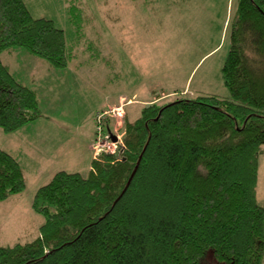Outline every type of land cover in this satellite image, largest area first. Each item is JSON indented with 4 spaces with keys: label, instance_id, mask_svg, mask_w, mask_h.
Masks as SVG:
<instances>
[{
    "label": "trees",
    "instance_id": "16d2710c",
    "mask_svg": "<svg viewBox=\"0 0 264 264\" xmlns=\"http://www.w3.org/2000/svg\"><path fill=\"white\" fill-rule=\"evenodd\" d=\"M65 2L74 45L86 43L92 60L114 63L88 40L79 0ZM229 29L221 68L228 95L160 103L163 95L154 92L134 120L125 112L121 138L109 112L95 121L93 136L111 142L112 133L116 150L93 152L87 174L63 169L39 184L31 206L45 221L29 242L0 244V264H210V251L216 264L263 263L257 189L264 152V0H239ZM15 48L53 69H66L75 58L53 20L34 18L24 0H0V132L8 135L49 119L37 92L2 59ZM24 147L39 153L29 141ZM24 192L22 161L2 145L0 204Z\"/></svg>",
    "mask_w": 264,
    "mask_h": 264
},
{
    "label": "rangeland",
    "instance_id": "374dc122",
    "mask_svg": "<svg viewBox=\"0 0 264 264\" xmlns=\"http://www.w3.org/2000/svg\"><path fill=\"white\" fill-rule=\"evenodd\" d=\"M38 1L43 2V16L52 18L65 32L75 58L66 69H53L23 48L2 55L14 78L37 92L40 110L49 118H41L39 123L44 125L42 131L46 137L39 141L29 136L24 139H27L25 144L30 139L36 142L40 148L38 154L26 150L16 135L0 132V146L9 145L22 161L29 187L27 193L0 204L1 236L12 241L1 239L0 244L6 246L24 244L38 235L45 218L32 210L31 198L39 184L48 182L53 172L63 169L88 173L96 150L93 143L85 149L86 138L92 127L95 129V121L108 112L115 119L113 133L121 138L126 115L123 110L129 111L134 120L143 104L152 101L154 92L158 97L164 96L160 103L201 95H228L221 68L230 49L229 25L239 0H79L88 18L84 26L88 40L97 44L105 57L111 55L112 64L92 60L86 43L74 45L76 35L62 5L64 0ZM221 39L220 49L210 53L209 49L213 50V44ZM118 77L122 80L119 87ZM124 92L136 102L132 105L117 102V96ZM108 98L117 103L102 110L101 115L97 110L104 108ZM82 109L89 113L84 115ZM75 110L80 112L79 116ZM53 123L58 126L49 129ZM66 126L69 129L64 133ZM96 137L93 136V141ZM70 143H77L75 149ZM37 160H41V166ZM257 191L258 201L264 206V152ZM207 262L217 263L212 251L207 254Z\"/></svg>",
    "mask_w": 264,
    "mask_h": 264
},
{
    "label": "crops",
    "instance_id": "0c3cea01",
    "mask_svg": "<svg viewBox=\"0 0 264 264\" xmlns=\"http://www.w3.org/2000/svg\"><path fill=\"white\" fill-rule=\"evenodd\" d=\"M24 2H25V4H26V6H27V8L29 9V11H30V13L32 14V16L34 17V18H46V19H52V18H50V17H45V16H43L44 14L42 13V6H43V2H41V1H38V0H24ZM64 7H65V10H66V12H67V7H66V2H65V0H64V4H62ZM54 21V20H53ZM224 29V28H223ZM223 33L225 34V30H223ZM223 36V35H222ZM222 43H223V39H221L220 41H219V43L218 44H213L214 45V49L213 50H211V48L209 49V51H210V53H213V52H215V51H217L218 49H220V47H221V45H222ZM109 57L110 58H112V56L111 55H109ZM113 59V58H112ZM117 75L119 76V72H118V70H117ZM121 78H119V83H118V87H119V85H120V83H121ZM20 82H23L24 83V81H20ZM148 92L146 91V94H147ZM136 97V94L133 96V98H135ZM113 98H114V96H113ZM117 98H118V101L117 102H119V100L120 101H124L125 102V104L124 105H132V104H134V102H136V100H132V99H128L127 98V95H126V93L124 92L123 94H119V96H117ZM117 102H114L113 100L111 101L109 98H108V100H107V102L104 104V108H100L99 110H97L98 112L99 111H102V110H104V109H106V108H109L110 106H114V104H116ZM76 111V113H77V116H79V114H80V112H78L77 110H75ZM97 111H95V112H97ZM81 112H84L83 114L84 115H86L87 113H89L87 110H85V109H82L81 110ZM94 112V113H95ZM125 112H126V110H125ZM93 112H92V116L94 117V114ZM71 114H73L74 115V111H73V113H71ZM64 121H68V122H72V123H76V122H78V120H72V121H70V120H64ZM41 121H38V123H32L31 125H29V126H26L24 129H22L20 132H18V133H16V134H13V135H16L17 137H18V142L19 143H21V144H24V145H26L25 144V141L27 140H24L25 139V137L26 136H29L30 138L32 137L33 138V140L34 141H39V139L40 138H44V137H46L44 134H43V131H42V129H43V127H44V125L42 124V125H39V123H40ZM58 125L57 124H52V127L51 128H49V129H55V127H57ZM68 126H66V128H65V132L64 133H66V130L67 129H69V128H67ZM31 129H33V132L31 131ZM79 130H80V128H79ZM93 130H94V128L92 127V131L90 132V133H88V135H87V138H86V142H85V149L87 148V150L89 149L88 147H89V145H90V142L92 141V139H93ZM75 134H76V132H75ZM74 134V137L73 138H75V135ZM69 137V139H70V137L71 136H68ZM54 138H57V137H54ZM20 139V140H19ZM33 140H28L29 141V145L30 146H32L35 150H37L38 152H40V148L38 147V145L36 144V142H34ZM7 141H9V140H7ZM69 141V140H68ZM81 142V141H80ZM5 145V148L6 149H10L11 150V153L12 154H14V156L17 158V156H16V154L13 152V150H12V148L9 146V145H7V144H4ZM70 145L72 146L73 145V143H70ZM77 146V143H74V145H73V148L75 149V147ZM25 149H26V147H24ZM63 149V146H61L60 145V150H62ZM56 154H59L58 152H55ZM59 156H60V154H59ZM18 159V158H17ZM54 160H55V158H54ZM37 163L39 164V166H41L42 164H41V160H37ZM55 172H53L52 174H51V177H52V175L54 174ZM39 177H40V175H39ZM42 184H44V182L42 183ZM41 184V185H42ZM28 189H29V187H28ZM37 189H38V187H36V191H37ZM36 191H34V192H32V193H35ZM17 196V195H16ZM3 204V203H2ZM34 237V236H33ZM36 237V236H35ZM6 240V241H8V242H12V241H10L9 240V238L7 237V238H3L2 236H1V227H0V240ZM27 239H29L28 237H27ZM33 238H30V240H32ZM26 241H29V240H26ZM7 242V243H8Z\"/></svg>",
    "mask_w": 264,
    "mask_h": 264
},
{
    "label": "built area",
    "instance_id": "2783aa9c",
    "mask_svg": "<svg viewBox=\"0 0 264 264\" xmlns=\"http://www.w3.org/2000/svg\"><path fill=\"white\" fill-rule=\"evenodd\" d=\"M100 131V129H99ZM94 148L96 150L95 154H100L103 150H107L109 152H114L116 150V143H113L112 141L109 142V137H106L105 139L99 138L97 141H95Z\"/></svg>",
    "mask_w": 264,
    "mask_h": 264
},
{
    "label": "water",
    "instance_id": "95a60500",
    "mask_svg": "<svg viewBox=\"0 0 264 264\" xmlns=\"http://www.w3.org/2000/svg\"><path fill=\"white\" fill-rule=\"evenodd\" d=\"M111 135H112V134H111ZM111 137H112V141H113L114 143H116L117 138H116L115 136H113V135H112ZM139 162H140V161H139ZM138 164H139V163H138ZM136 170H137V169H135L134 173L136 172ZM134 173H133V175H134ZM133 175H132V176H133ZM128 186H129V184L127 185L126 188H128Z\"/></svg>",
    "mask_w": 264,
    "mask_h": 264
}]
</instances>
